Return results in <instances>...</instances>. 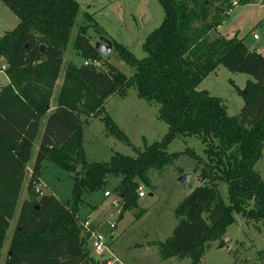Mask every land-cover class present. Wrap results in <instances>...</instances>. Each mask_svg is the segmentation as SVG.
Segmentation results:
<instances>
[{
  "label": "trees",
  "instance_id": "trees-1",
  "mask_svg": "<svg viewBox=\"0 0 264 264\" xmlns=\"http://www.w3.org/2000/svg\"><path fill=\"white\" fill-rule=\"evenodd\" d=\"M157 1L164 19L145 39V57L137 59L124 46L114 44L121 59L134 69L131 77L96 51L88 31H97V26L85 13L73 49L85 61L102 62L105 70L68 63L52 111L79 4L75 0H0L19 19L18 26L0 38V72L7 79L6 84L0 83V259L39 141L27 199L5 264H98L87 248L79 214L84 195L103 190L108 177H121L112 193L120 200L122 218L138 207L141 186H151L150 172L162 173L181 154L195 161L200 185L176 208L178 224L171 237L151 244L162 261L200 264L213 244L226 246L223 238L235 214L247 224L264 221V179L255 170L264 149V56L249 50L237 35L211 37L234 8L229 0ZM219 67L251 78L238 89L244 105L235 117L227 115L221 99L198 89ZM131 88L140 99L159 107L158 119L168 132L161 141L138 151L136 158L115 153L108 162L88 161L83 129L92 120L100 118L107 136L128 141L105 106L111 97H125ZM188 137L205 145L204 157L190 149L168 152L175 139ZM45 162L72 175L71 200L38 192ZM221 182L227 185L228 205L218 188Z\"/></svg>",
  "mask_w": 264,
  "mask_h": 264
},
{
  "label": "rangeland",
  "instance_id": "rangeland-1",
  "mask_svg": "<svg viewBox=\"0 0 264 264\" xmlns=\"http://www.w3.org/2000/svg\"><path fill=\"white\" fill-rule=\"evenodd\" d=\"M79 4L77 25L72 33V41L65 54V64L59 78L57 90L63 82L65 66L74 63L78 66L87 62L73 49L75 36L79 26L85 23L84 15H91L96 23L97 31L90 28L88 36L95 46L100 38H106L113 44V49L107 57L108 63L117 68L127 77L134 74V69L125 63L114 44L124 46L135 58L145 57L143 43L163 22L164 10L157 0H75ZM238 3L234 6L227 19L211 37L233 38L235 35L243 39L249 50L264 56V1L253 0L241 5L240 0H229ZM19 24V19L0 2V38L13 31ZM99 32V34H98ZM257 36L258 40L254 37ZM91 63L90 61H88ZM100 70H105L99 62ZM3 61H0V69ZM251 80L245 74H232L226 68L219 67L209 74L199 85V90H206L212 96L223 101L227 115L237 116L244 100L238 94L247 81ZM0 83L6 84L5 75L0 72ZM57 104V97H54ZM53 102V99H52ZM106 113L115 122L127 138V142L115 136H107L105 125L94 119L83 129V148L90 162H108L115 153L137 157L138 151H143L146 145L161 141L168 132V126L158 119L159 107L140 99L135 88L128 90L125 97L113 96L106 103ZM39 141H36L32 152V161L28 168V177L22 187L18 204L14 211L10 227L6 232L4 248L0 264H5L10 241L17 225L19 212L27 199V182L33 167ZM187 149L204 157L205 145L196 137L177 138L169 146V153H183ZM196 163L187 155L181 154L173 165L162 173L150 172L151 186H141L144 197L138 200V207L128 210L119 218L120 208L112 205L114 196L105 198V192H111L121 182V177H108L106 187L98 192L86 193L85 204L80 208V217L88 219L91 230L104 239L106 250H102L106 262L110 259L114 264H191L189 260L177 261L171 259L162 261L158 256L153 242H164L171 237L178 220L176 208L191 195L200 185ZM264 179V149L260 160L255 166ZM190 175L189 184L184 188L179 182L181 176ZM42 195H54L62 201L72 197V175L55 168L50 163L42 164L41 183L37 190ZM224 202L228 205L227 185H218ZM141 215L139 218L138 215ZM113 225L115 228L110 229ZM112 238V239H111ZM226 246L218 247V243L202 259L200 264H264V221L257 224H247L240 214H235V222L228 227L223 238ZM92 257L98 264H107L101 255L92 252Z\"/></svg>",
  "mask_w": 264,
  "mask_h": 264
},
{
  "label": "built area",
  "instance_id": "built-area-1",
  "mask_svg": "<svg viewBox=\"0 0 264 264\" xmlns=\"http://www.w3.org/2000/svg\"><path fill=\"white\" fill-rule=\"evenodd\" d=\"M238 4L236 2H234V6H237ZM255 40H258V37L255 36L254 37ZM92 64L95 67H100V64L98 62H94V63H89L88 61L84 63L85 66H88ZM39 192V191H38ZM113 195V193L111 192H105L104 196L105 198H109ZM139 197L142 198L144 197L143 192L141 191V188L139 189ZM114 201L112 202V205L114 207H116L117 209L120 207V200L117 197H114ZM115 227L113 225L110 226V229H114ZM84 234L87 236L88 234V238H87V248L89 251L95 252L97 255H101L103 256V252L102 250H106L107 248L105 246L104 243V239L103 237L97 235L94 231L91 230V225L88 221L84 222ZM107 264H114V262L111 260L107 261Z\"/></svg>",
  "mask_w": 264,
  "mask_h": 264
},
{
  "label": "water",
  "instance_id": "water-1",
  "mask_svg": "<svg viewBox=\"0 0 264 264\" xmlns=\"http://www.w3.org/2000/svg\"><path fill=\"white\" fill-rule=\"evenodd\" d=\"M96 51L102 55L104 58H107L113 49V44L106 38H100V41L95 44ZM43 48V47H42ZM190 175L181 176L179 182L184 188L188 187Z\"/></svg>",
  "mask_w": 264,
  "mask_h": 264
},
{
  "label": "crops",
  "instance_id": "crops-1",
  "mask_svg": "<svg viewBox=\"0 0 264 264\" xmlns=\"http://www.w3.org/2000/svg\"><path fill=\"white\" fill-rule=\"evenodd\" d=\"M262 1H264V0H262ZM64 77V76H63ZM59 81V80H58ZM6 83H7V79H6ZM59 84V82H57V84H56V87H57V85ZM60 88H61V86H60ZM60 88L57 90V88H55V91H54V97H57L58 96V94H59V91H60ZM54 97H53V102H52V111L55 109V106H56V104L54 103L55 102V100H54ZM38 191L40 192L41 190H39V188H38ZM42 194V193H41ZM140 199V198H139ZM82 220L85 222V221H88V219H83L82 218ZM89 222V221H88ZM90 223V222H89ZM90 225L91 226H93V224L92 223H90ZM92 229V228H91ZM94 232H96L95 231V229H94ZM87 236H88V234H87ZM112 239V238H111ZM90 253H91V256H92V251H90ZM103 258H104V255L103 256H101V259H102V261H104L103 260ZM111 260V259H110ZM106 261V260H105Z\"/></svg>",
  "mask_w": 264,
  "mask_h": 264
}]
</instances>
